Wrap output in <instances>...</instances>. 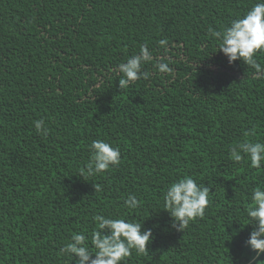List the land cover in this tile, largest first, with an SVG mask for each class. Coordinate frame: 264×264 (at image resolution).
<instances>
[{
	"label": "trees",
	"instance_id": "1",
	"mask_svg": "<svg viewBox=\"0 0 264 264\" xmlns=\"http://www.w3.org/2000/svg\"><path fill=\"white\" fill-rule=\"evenodd\" d=\"M257 2L0 0V264H75L60 248L90 235L96 214L151 229L124 264H248L246 209L264 162L230 151L264 143V74L229 64L208 30ZM145 44L149 78L120 89L117 66ZM96 139L119 147L120 164L84 180ZM184 176L210 187L209 205L177 231L163 192Z\"/></svg>",
	"mask_w": 264,
	"mask_h": 264
},
{
	"label": "clouds",
	"instance_id": "2",
	"mask_svg": "<svg viewBox=\"0 0 264 264\" xmlns=\"http://www.w3.org/2000/svg\"><path fill=\"white\" fill-rule=\"evenodd\" d=\"M209 34L217 42V51L222 53L229 64L240 60L255 74H264V65L258 63L257 53L264 51V0H258L242 16L237 17L222 30L209 28ZM159 45L167 44L162 39ZM152 60V52L147 45H141L139 52L127 58L117 67L121 78L118 80L120 89L131 82L149 78L147 71H141L142 65ZM161 73H170L168 64L159 62L155 65ZM38 134L47 136L48 128L43 120L34 121ZM248 135V133H245ZM90 160L80 169L79 176L84 180L96 176L120 164L119 147L96 139L88 145ZM243 154V155H242ZM231 158L240 162L246 156L252 168L259 169L264 162V143L245 142L230 151ZM96 190L100 188L97 185ZM210 187L199 184L191 176H184L172 182L163 192V210L170 219L171 227L183 231L197 218H203L209 205ZM251 206L246 209L245 219L251 227L246 246L254 255L248 259V264H260L259 257L264 255V186H256L250 195ZM129 209L139 206L134 195L124 200ZM95 227L90 235L84 232L73 233L68 242L60 248L61 255L70 259L76 257L75 264H124L135 250L139 254L146 252V244L152 236L151 229H142V223L124 218H111L96 214L92 217Z\"/></svg>",
	"mask_w": 264,
	"mask_h": 264
}]
</instances>
